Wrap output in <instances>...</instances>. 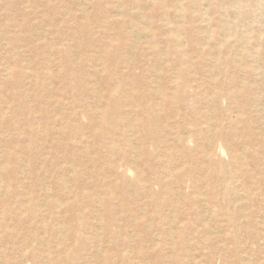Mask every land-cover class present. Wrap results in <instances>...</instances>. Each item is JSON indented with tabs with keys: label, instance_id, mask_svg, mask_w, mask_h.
Listing matches in <instances>:
<instances>
[{
	"label": "rangeland",
	"instance_id": "1",
	"mask_svg": "<svg viewBox=\"0 0 264 264\" xmlns=\"http://www.w3.org/2000/svg\"><path fill=\"white\" fill-rule=\"evenodd\" d=\"M138 263L264 264V0H0V264Z\"/></svg>",
	"mask_w": 264,
	"mask_h": 264
},
{
	"label": "bare ground",
	"instance_id": "2",
	"mask_svg": "<svg viewBox=\"0 0 264 264\" xmlns=\"http://www.w3.org/2000/svg\"><path fill=\"white\" fill-rule=\"evenodd\" d=\"M167 99H168V97H167ZM166 101H167V100H166ZM240 118H242V117H240ZM214 131H216V129H215ZM214 131H213V132H214ZM168 165H169V164H168ZM169 168H170V167H169ZM215 169H217V168H215ZM215 169H214V170H215ZM110 207H111V206H110ZM110 210H111V209H110ZM171 235H172V234H171ZM72 255H73V253H72ZM138 264H139V263H138Z\"/></svg>",
	"mask_w": 264,
	"mask_h": 264
}]
</instances>
